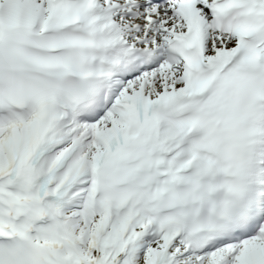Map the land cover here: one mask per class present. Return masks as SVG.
I'll return each instance as SVG.
<instances>
[{
  "label": "snow or ice",
  "instance_id": "obj_1",
  "mask_svg": "<svg viewBox=\"0 0 264 264\" xmlns=\"http://www.w3.org/2000/svg\"><path fill=\"white\" fill-rule=\"evenodd\" d=\"M0 264H264V0H0Z\"/></svg>",
  "mask_w": 264,
  "mask_h": 264
}]
</instances>
